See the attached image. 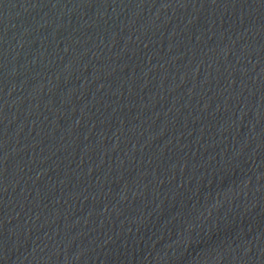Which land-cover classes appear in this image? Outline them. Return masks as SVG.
<instances>
[{"label":"water","instance_id":"1","mask_svg":"<svg viewBox=\"0 0 264 264\" xmlns=\"http://www.w3.org/2000/svg\"><path fill=\"white\" fill-rule=\"evenodd\" d=\"M0 264H264V0H0Z\"/></svg>","mask_w":264,"mask_h":264}]
</instances>
